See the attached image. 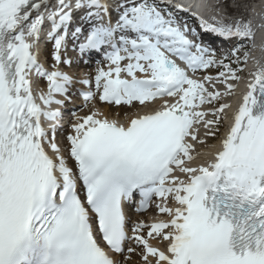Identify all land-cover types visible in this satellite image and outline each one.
I'll list each match as a JSON object with an SVG mask.
<instances>
[{"label": "snow or ice", "instance_id": "1", "mask_svg": "<svg viewBox=\"0 0 264 264\" xmlns=\"http://www.w3.org/2000/svg\"><path fill=\"white\" fill-rule=\"evenodd\" d=\"M172 7L0 0V264H264V63L229 102L264 53V0L206 3L195 26ZM69 47L94 76L62 70ZM77 96L135 111L93 105L62 148Z\"/></svg>", "mask_w": 264, "mask_h": 264}, {"label": "bare ground", "instance_id": "2", "mask_svg": "<svg viewBox=\"0 0 264 264\" xmlns=\"http://www.w3.org/2000/svg\"><path fill=\"white\" fill-rule=\"evenodd\" d=\"M180 3H183L186 6H194L197 10V14L198 15H210V10L205 7L206 3H211V2H215V0H178ZM257 1V5H256V11H259V3L260 0H256ZM261 42V36L260 34H258L257 37V45H259ZM256 60H260L261 63H264V53H261V51L259 50V48H257L254 52H253V58L249 60V63L247 64V68L245 70V73L243 74L245 79L242 80L237 88H236V97L232 98L229 102L233 104V108H235L236 104L238 103V97L244 92L246 91V82L247 79L250 78L248 76L249 73L253 72L256 70ZM85 72H78L79 75V79L80 78H86L83 74ZM209 74V73H208ZM217 74V73H216ZM216 74H210V75H216ZM223 90V89H221ZM106 109V108H105ZM126 119V118H125Z\"/></svg>", "mask_w": 264, "mask_h": 264}, {"label": "rangeland", "instance_id": "3", "mask_svg": "<svg viewBox=\"0 0 264 264\" xmlns=\"http://www.w3.org/2000/svg\"><path fill=\"white\" fill-rule=\"evenodd\" d=\"M254 3H255V5H257V1L256 0H254ZM60 146H61V144H60ZM62 147V146H61Z\"/></svg>", "mask_w": 264, "mask_h": 264}]
</instances>
